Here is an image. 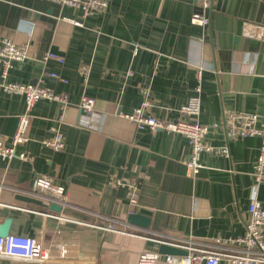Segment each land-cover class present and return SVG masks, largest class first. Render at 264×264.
I'll return each instance as SVG.
<instances>
[{
  "label": "crops",
  "instance_id": "0c3cea01",
  "mask_svg": "<svg viewBox=\"0 0 264 264\" xmlns=\"http://www.w3.org/2000/svg\"><path fill=\"white\" fill-rule=\"evenodd\" d=\"M24 5L11 8L16 16L0 17V43L3 37L29 42V56L12 61L4 76L0 60L4 144L10 145L25 102L23 95L5 92L2 82L40 84L70 103L63 110L56 101L38 99L28 140L15 147L26 159L0 156V229L35 237L54 254L63 246L65 260L50 264H135L141 251H157L159 241L211 248L217 236L242 235L261 138H228L222 121L230 111L256 113L258 124L264 119V40L241 32L244 22L264 25V1L212 0L204 26L191 20L196 0H109L104 11L88 16L67 5L49 11V5ZM46 52L62 62L44 59ZM82 64L89 68L86 76ZM198 82V119L217 123L205 141L226 145L228 153L202 152V166L191 172L185 135L138 130L120 113L146 98V113L185 120L178 109L196 94ZM83 95L94 99L91 113L79 108ZM56 129L64 137L58 150L41 142ZM36 174L64 185L60 211L31 201H44L32 190ZM133 193L137 202L131 204ZM257 197L264 207V179ZM131 212L148 217L149 226L130 224ZM59 214L74 221L60 223L52 216ZM163 261L160 254L157 264ZM0 264L43 263L0 258Z\"/></svg>",
  "mask_w": 264,
  "mask_h": 264
},
{
  "label": "built area",
  "instance_id": "2783aa9c",
  "mask_svg": "<svg viewBox=\"0 0 264 264\" xmlns=\"http://www.w3.org/2000/svg\"><path fill=\"white\" fill-rule=\"evenodd\" d=\"M60 5H67L80 11L83 16L92 15L96 12L104 11L109 0H48ZM264 1V0H261ZM197 8L191 16L192 22L199 25H208L209 17L206 14L212 5V0H196ZM73 20V19H69ZM75 24L82 25L81 22L73 20ZM244 36H251L264 40V25L256 22H244L241 28ZM29 42H15L9 37H3L0 43V60L3 64L2 75L6 74V70L12 61L25 60L28 56ZM53 58L62 62V59L53 52H46L44 59ZM80 71L84 76L88 74L89 68L82 64ZM131 75L132 72L128 71ZM51 75L66 81L58 76L57 73ZM198 81H200V70L197 72ZM2 89L7 93L21 94L24 97L25 108L19 114L17 125L10 139V145H5L0 135V156L11 159L13 157L26 159L24 151H16L17 145H23L27 142V129L29 125L30 111L35 102L40 98H46L60 103L64 108L70 103L65 95L55 94L47 87L33 83H1ZM196 94L191 95L186 104L178 109L187 119L176 121L164 120L156 116L146 113L149 106V100L144 98L143 102L136 106L131 112L120 113L121 116L132 121L138 130L148 128L149 130L162 129L166 132H176L185 135L190 144V153L186 161L188 169L191 172H197L202 166L200 156L202 152H215L219 155L228 153V147L214 146L205 141V135L210 128L216 127L217 123L212 125L201 123L198 119L200 113V85L195 87ZM94 99L83 95L79 102V108L85 113H91L93 110ZM226 137H246L258 135L261 138L259 152L253 164V184L251 187V199L247 208V221L245 230L242 235L234 238L215 237V245L211 248L193 245L192 242L186 244H173L174 246L183 248L187 251L185 255H164L163 264H264V235L262 227L264 226V207L257 197L258 186L264 179V119L258 124V116L256 113H242L230 111L224 114L223 121ZM90 130H96L92 123L86 125ZM43 145L54 148L56 150L64 147V137L62 132L55 130L54 134L48 138H44ZM34 193L43 196V200L51 203L55 202L62 206L65 204L66 192L64 185L56 178L47 174H36L33 178ZM131 204L137 202L136 195L133 193L129 197ZM55 216L60 223L74 221L61 214ZM106 228H110L106 226ZM164 242V241H159ZM233 242L240 248L233 252L225 251L224 244ZM58 253L50 252L43 242L35 237L23 234L8 233L4 236L0 235V258H8L11 260L30 261L39 263H56L65 260L66 250L63 246H59ZM160 254L157 251L143 250L138 254L135 264H157ZM89 264V263H87Z\"/></svg>",
  "mask_w": 264,
  "mask_h": 264
},
{
  "label": "water",
  "instance_id": "95a60500",
  "mask_svg": "<svg viewBox=\"0 0 264 264\" xmlns=\"http://www.w3.org/2000/svg\"><path fill=\"white\" fill-rule=\"evenodd\" d=\"M22 3L25 4L24 5L25 7L31 6L36 10H43L46 8V7L41 8V4L45 6L49 5L50 7L46 8L47 11L51 10V6H56V7L60 6V4L53 3L48 0H34V1L33 0H0V17H4L8 12L9 14L14 15V12L12 11L11 8L16 6V4H22ZM196 10L200 11V8H196ZM25 199H30V198H25ZM31 201L36 202L37 204L43 206H48L50 209H53L57 212L61 210L60 205L55 202L48 203L46 201L34 200V199H31ZM127 221L132 225H136L140 227L149 226V218L135 212H131L128 214ZM6 234H8V227L5 228L3 231L0 229L1 236H4ZM157 253L161 255H185L187 251L183 248L174 246L173 244H168L166 242H159L157 246Z\"/></svg>",
  "mask_w": 264,
  "mask_h": 264
}]
</instances>
